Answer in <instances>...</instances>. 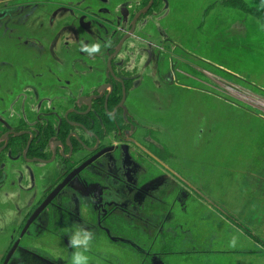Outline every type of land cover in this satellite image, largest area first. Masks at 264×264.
Returning <instances> with one entry per match:
<instances>
[{
    "label": "flooded vegetation",
    "instance_id": "flooded-vegetation-1",
    "mask_svg": "<svg viewBox=\"0 0 264 264\" xmlns=\"http://www.w3.org/2000/svg\"><path fill=\"white\" fill-rule=\"evenodd\" d=\"M237 10V0H0V264H70L76 226L95 233L90 264H128L121 250L135 264L221 252L192 243L197 210L230 214L184 176L174 139L186 134L171 115L224 53ZM82 41L107 46L89 56Z\"/></svg>",
    "mask_w": 264,
    "mask_h": 264
},
{
    "label": "rangeland",
    "instance_id": "rangeland-1",
    "mask_svg": "<svg viewBox=\"0 0 264 264\" xmlns=\"http://www.w3.org/2000/svg\"><path fill=\"white\" fill-rule=\"evenodd\" d=\"M237 1L224 55L207 58V75L192 76L191 92L171 115L186 134L174 139L184 176L206 202L230 214L200 217L197 210L192 243L221 252L207 251L205 261L189 257L180 264H264V0ZM160 243L154 244L157 250ZM118 253L128 264L138 262L134 254L123 255L130 252Z\"/></svg>",
    "mask_w": 264,
    "mask_h": 264
},
{
    "label": "clouds",
    "instance_id": "clouds-1",
    "mask_svg": "<svg viewBox=\"0 0 264 264\" xmlns=\"http://www.w3.org/2000/svg\"><path fill=\"white\" fill-rule=\"evenodd\" d=\"M105 43L102 45L100 42L87 44L81 42V51L89 56L99 54L102 47H106ZM95 238V233L84 226H76L75 230L69 236L68 245L74 249L71 255L70 264H90L89 252L90 245Z\"/></svg>",
    "mask_w": 264,
    "mask_h": 264
},
{
    "label": "trees",
    "instance_id": "trees-1",
    "mask_svg": "<svg viewBox=\"0 0 264 264\" xmlns=\"http://www.w3.org/2000/svg\"><path fill=\"white\" fill-rule=\"evenodd\" d=\"M244 5L242 4V7H243ZM248 9V8H247ZM256 11V10H255ZM252 13V12H251ZM260 14V13H259ZM259 14H255L256 16H259ZM260 17V16H259ZM261 18V21H264V17H260Z\"/></svg>",
    "mask_w": 264,
    "mask_h": 264
}]
</instances>
